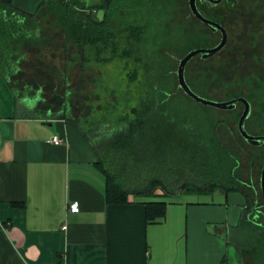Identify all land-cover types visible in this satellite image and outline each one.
<instances>
[{
  "label": "crops",
  "instance_id": "0c3cea01",
  "mask_svg": "<svg viewBox=\"0 0 264 264\" xmlns=\"http://www.w3.org/2000/svg\"><path fill=\"white\" fill-rule=\"evenodd\" d=\"M42 1L13 4L32 13ZM10 88L0 75V264H264V224L258 238L240 225L243 191L158 185L107 203L98 154L78 124L32 114L35 104L17 106ZM147 201L165 202L159 221L147 222Z\"/></svg>",
  "mask_w": 264,
  "mask_h": 264
},
{
  "label": "rangeland",
  "instance_id": "374dc122",
  "mask_svg": "<svg viewBox=\"0 0 264 264\" xmlns=\"http://www.w3.org/2000/svg\"><path fill=\"white\" fill-rule=\"evenodd\" d=\"M188 1L139 0L132 5L133 19L148 27L149 35L161 42L159 48L174 62L170 65V75L177 92H181L176 76L179 60L190 50L210 48L221 39L219 33L190 15ZM196 5L205 17L217 19L226 28L228 40L219 52L210 57L202 58L199 54L192 57L185 66V76L200 83L208 98L213 100L247 98L252 108L245 129L252 135H264V0H240L236 4L223 0L211 8L202 1ZM103 15L102 10L96 12L99 19ZM54 37L55 42L43 49H28L18 72L9 77L12 101L14 97L17 106L35 104L36 109L48 115L58 114L66 107L68 114L80 119L87 128L103 115L109 120L106 110H115V103H121L123 95L129 98L126 93L136 91L135 85H128L124 79L121 63L72 64L70 58L74 51L71 48L65 51L62 31ZM26 87H29V92H26ZM15 104L10 105L12 110ZM242 110L241 102H237L232 110L215 109V132L223 145L218 144L211 132L203 129L202 121L196 118L190 121V125L200 129L196 132L198 138H186V135L177 132L166 134V149L163 150L166 157L159 160L156 151L149 148L148 153L156 154L143 163L148 171L134 172V186L145 185L151 176L184 178L190 169H193V176L200 174L203 166L200 147L205 145L211 154L206 160L209 172L202 185L230 184L228 170L233 168L234 156L238 164L233 173L240 179L241 188L251 200V188L256 189L261 199L259 177L264 165V142L258 146L251 145L240 135L236 114ZM108 134V131L103 133L104 137ZM171 135H180L182 141L194 140V147L198 150H174V146L168 144ZM150 145L154 147L152 141ZM165 186L164 189H170ZM217 187L224 189L219 185ZM259 222L264 224L262 219Z\"/></svg>",
  "mask_w": 264,
  "mask_h": 264
},
{
  "label": "trees",
  "instance_id": "16d2710c",
  "mask_svg": "<svg viewBox=\"0 0 264 264\" xmlns=\"http://www.w3.org/2000/svg\"><path fill=\"white\" fill-rule=\"evenodd\" d=\"M138 1L96 0L87 3L84 0H44L34 12L28 13L16 8L13 0H0V75L10 82L9 77L18 72L21 62L28 55V49H43L47 44L55 42L54 35L60 31L65 51L69 48L74 51L70 58L72 64L75 62L85 66L92 62L121 63L125 72L124 79L128 85H135L136 91H128L126 94L129 98L123 95L121 103H115V110H106L109 120L103 115L87 128L80 119L70 116L66 107L60 113L53 114L74 120L91 140L99 158L96 166L106 179L107 203L128 202L131 189L146 191L158 185L164 188L168 185L171 189L189 185L212 189L219 185L225 190H239L246 194L247 205L240 225L250 227L255 232L253 236L258 238L259 221H264L262 197L260 199L257 190L251 188V200L249 194L241 188L240 179L233 173L238 164L233 155V168L228 170V185H202L203 178L209 172L206 160L211 151L201 145L200 161L203 166L200 174L193 176V169H190L191 174L188 173L184 178L172 175L151 176L145 185L134 186V172L148 171L143 166L147 159H152V155L156 153L159 160L166 157L163 155L166 134L177 132L186 135V138H198L196 132L200 129L190 125V121L195 118L202 121L203 129L210 131L218 144L223 145L215 132L217 122L213 115L218 108L195 102L181 89V92L176 91L175 81L170 75V65H174V62L159 48L161 42L149 35L148 27L133 19L132 5ZM98 10L103 11L102 19L96 16ZM185 80L192 91L208 98L200 83L191 81L186 76ZM26 88V92H29V87ZM200 106L204 108L201 109ZM29 111L34 115L45 113L39 109ZM240 114L241 111L236 114V118ZM104 130L109 132L108 137H104ZM186 140L182 141L180 135H171L168 144L174 146V150H198L194 147V140ZM151 141L154 147L150 145ZM149 148L156 153H148ZM193 158L196 156L193 155ZM165 207L163 201L145 202L147 222L159 221L165 214Z\"/></svg>",
  "mask_w": 264,
  "mask_h": 264
},
{
  "label": "water",
  "instance_id": "95a60500",
  "mask_svg": "<svg viewBox=\"0 0 264 264\" xmlns=\"http://www.w3.org/2000/svg\"><path fill=\"white\" fill-rule=\"evenodd\" d=\"M208 4H217L221 0H205ZM189 9H190V15L194 16L196 19H198L202 24H204L206 27L210 28L211 30L215 31L216 29L220 30L221 32V39L220 41L210 47V48H198L193 49L187 52L180 60L176 69V76H177V84L178 88L183 91L184 94L189 96L191 99H193L195 102H198L202 105L211 106L218 109H233L236 106L237 102H241L243 104V110L239 116L237 127L240 135L245 139V141L248 144L251 145H261L264 142V135H252L247 132L245 129V120L248 117L251 105L250 102L245 97H238L233 98L226 101H219V100H213L208 99L205 97H202L198 94H196L192 89L189 87L185 80V66L187 62L196 55H201L202 58L210 57L217 52H219L226 44L227 42V33L225 28L218 22L213 21L207 17H205L197 8L196 0H189L188 1ZM50 124V123H48ZM259 185H260V192L264 207V165L261 168L260 177H259Z\"/></svg>",
  "mask_w": 264,
  "mask_h": 264
},
{
  "label": "built area",
  "instance_id": "2783aa9c",
  "mask_svg": "<svg viewBox=\"0 0 264 264\" xmlns=\"http://www.w3.org/2000/svg\"><path fill=\"white\" fill-rule=\"evenodd\" d=\"M52 143L56 144V145H60L64 143V139L62 137H58V136H53L50 140ZM79 203L77 201H72L67 205V209L69 212L71 213H76L79 211ZM63 229L66 228V226L64 225L62 227Z\"/></svg>",
  "mask_w": 264,
  "mask_h": 264
},
{
  "label": "flooded vegetation",
  "instance_id": "af4514ba",
  "mask_svg": "<svg viewBox=\"0 0 264 264\" xmlns=\"http://www.w3.org/2000/svg\"><path fill=\"white\" fill-rule=\"evenodd\" d=\"M198 1H202L206 6H210V8H211V6H216V5H219L221 2H223V0H221L219 3H217V4H208V3H206V1L205 0H196V3L198 2ZM226 2H231V3H233V4H236V3H238L240 0H225ZM202 12V11H201ZM207 18H209V19H211V20H213V21H216V22H218V23H220L217 19H215V18H212V17H207ZM221 24V23H220ZM222 25V24H221ZM223 26V25H222ZM224 27V26H223ZM225 28V27H224ZM225 30H226V28H225ZM213 31V30H212ZM213 32H216V33H219L220 35H221V32H220V30H218V29H216L215 31H213ZM226 33H227V40H228V32H227V30H226ZM221 37V36H220ZM227 43V42H226ZM216 45V44H215ZM214 46V45H213ZM212 47V46H211Z\"/></svg>",
  "mask_w": 264,
  "mask_h": 264
}]
</instances>
